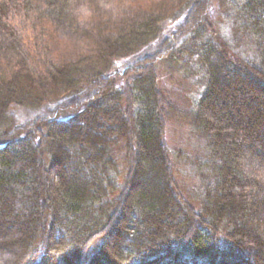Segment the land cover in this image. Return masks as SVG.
<instances>
[{
    "label": "trees",
    "instance_id": "trees-1",
    "mask_svg": "<svg viewBox=\"0 0 264 264\" xmlns=\"http://www.w3.org/2000/svg\"><path fill=\"white\" fill-rule=\"evenodd\" d=\"M162 62L202 72L188 110ZM0 264H264V0H0Z\"/></svg>",
    "mask_w": 264,
    "mask_h": 264
},
{
    "label": "rangeland",
    "instance_id": "rangeland-1",
    "mask_svg": "<svg viewBox=\"0 0 264 264\" xmlns=\"http://www.w3.org/2000/svg\"><path fill=\"white\" fill-rule=\"evenodd\" d=\"M123 3L126 0H117ZM216 16V15H214ZM214 16L212 17L215 23ZM217 33H220L219 37H222L225 42L230 46V50L233 53H238L243 59H249L251 51L247 50V46H244L233 39V33L230 30L228 24H220L215 27ZM29 30L27 31V36ZM67 46L68 51L60 49L55 51V58L59 60H74L80 56L86 57L87 63L94 61L95 55L90 54L89 50L91 47L87 48V43L82 42L81 40H62ZM59 45L60 47L63 46ZM62 50V51H61ZM66 52V53H65ZM186 60V59H185ZM189 62V61H187ZM159 87L161 90L166 92L170 97L173 104L182 111L184 109L188 110L190 102L192 103L196 100L199 95L202 93L203 89V74L196 67L195 63L192 62L189 64L190 73L186 72L185 69L177 72L175 68L171 67L167 62H162L159 65ZM183 67H186L185 65ZM195 68V69H194ZM194 69V70H193ZM193 70V71H192ZM181 122V121H180ZM174 122L169 123L166 131V142L170 149L171 160L175 166V176L184 184L191 187L194 185V182H197V179L194 177V172L192 171L195 157L202 151L204 147L203 143H196L191 139V136L188 134L189 128L187 124L183 122ZM186 160V164L184 162Z\"/></svg>",
    "mask_w": 264,
    "mask_h": 264
}]
</instances>
